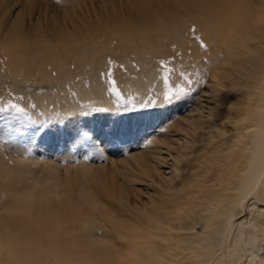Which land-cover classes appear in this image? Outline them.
I'll list each match as a JSON object with an SVG mask.
<instances>
[{"label":"bare ground","instance_id":"1","mask_svg":"<svg viewBox=\"0 0 264 264\" xmlns=\"http://www.w3.org/2000/svg\"><path fill=\"white\" fill-rule=\"evenodd\" d=\"M148 1L135 0L128 11L103 12L94 20L123 28L122 34L117 35L123 48V58L118 61L127 73L119 69L116 76L124 89L161 92L160 61L165 59L177 69L181 62L191 63L188 55L196 56L197 49L193 47L189 53L185 41L193 39H187L181 32L188 19L217 34V28L213 27V17H217L243 53L239 51L241 54L234 63L224 60L229 70L222 67L218 71L217 84L207 98L217 101L225 88L223 83L233 77L230 89L241 88L247 102L240 107L239 99L238 107L229 111L226 118L229 120L224 122L230 123L229 130L215 126L218 114L207 113L206 105H201L182 118V124L175 130L182 135L179 139L159 142L154 139L157 146L152 145L156 149L146 152L148 159L141 153L130 155L137 162L138 179L146 184L144 200L131 202L137 191L128 190L113 179L106 187L111 199H116L136 222L105 209L95 194L81 188L78 180L71 183L70 196L62 208L57 206L60 197H46L43 188L16 198L6 218H0V264H127L129 256L109 241L108 236L115 238V234L130 246V252L126 253L134 264H264V0ZM167 3L173 5L167 12L172 21L161 20L157 15L161 7H169ZM28 9L32 14L35 4L28 3ZM204 12L208 14L205 18ZM40 23L35 22V30ZM173 26L180 29L173 39L181 47V56L164 52L168 49L162 36L156 34H170ZM80 28L79 24L72 31L64 25L56 26L55 46L44 41L40 48L34 49L29 62L16 63L18 52L12 58L8 56L0 79L12 77L26 94L33 92V96L24 98L25 102L33 101L37 107L52 105L66 116L72 117L82 110L72 92L83 102L110 106L102 78L103 41L98 37L88 41L90 34L84 32L79 39L73 37ZM102 32L111 40L117 30L110 26ZM152 39L162 49L154 48ZM73 44L76 47H70ZM0 48L6 50L10 46L0 44ZM128 50L132 52L131 59ZM108 52L114 55L112 49ZM68 57L74 59V69L66 65ZM174 77L178 79L179 75L175 73ZM51 82L56 85L55 90L40 91ZM69 121L67 132L75 134L77 127ZM22 174L6 173L3 181L13 182L12 178L17 180ZM94 212H99L112 228L103 229Z\"/></svg>","mask_w":264,"mask_h":264},{"label":"rangeland","instance_id":"2","mask_svg":"<svg viewBox=\"0 0 264 264\" xmlns=\"http://www.w3.org/2000/svg\"><path fill=\"white\" fill-rule=\"evenodd\" d=\"M78 1L79 3H76ZM134 1L132 0L127 3L125 0H29V2L28 0H0V44L10 46L6 50L0 48L1 71L5 70L7 57L12 58L16 52L20 55L19 60L16 59L18 61L16 63H22L29 62L33 58L31 54L34 52V49L40 48L44 41L49 42L54 47L58 36L54 33L56 26L60 27L64 25L72 31L79 24L81 27L80 31L75 29L76 32L73 33V37H78L79 39L81 38V32H84L90 34L86 38L88 41L97 37L103 41L104 48L101 51V56L104 60L105 72L102 73V78L106 98L110 104L108 107L92 105L90 101L83 102L79 100L77 95L72 92V95L78 100L79 108L81 107L80 109L82 110L72 114V117L71 114L66 116L64 112L60 109L57 111L52 105L44 104L42 107H37L33 101L25 102L24 98L28 95L33 96V92L32 94H26L22 90V86L14 81L12 77H8L6 80L0 79L1 219L6 218L7 210L14 207L12 205L16 198L28 196L27 194H30V192L33 194L38 193L42 188L44 191L42 193L46 197L50 196L52 199H55L56 195L60 197L57 206L62 208L68 199L67 197L70 196L71 183L78 180L81 183V188L86 192L91 191L95 194L97 202L101 206H104L105 209L112 210L120 217H125L132 222H136L137 220H135L134 216L128 211H125L116 199H111V194H109L106 187L107 183L113 179L126 189L137 191L134 192L135 196L131 197V202L144 200L146 184L138 179L137 162L130 155L141 153L146 157V152L154 151V148L157 146L154 145V139L156 141L158 140L157 142L179 139L182 135L176 134L175 130L182 124V118L187 117L201 105H206L207 113L212 111L218 114L216 122L214 121L215 126H222L224 129L229 130L230 123L224 125V122L229 120H226L228 115H230L229 111L238 107V103H240L239 99L241 100L240 107L247 102L245 98L246 93L244 94L243 91L241 92L242 94L240 93L241 88L231 87L230 89L229 85L234 83L232 80L233 77H230L231 79H227L223 83L225 88L218 95L217 101H211L207 98L211 88L217 84L218 71L222 67L226 71L229 70L227 63H234L239 58L238 55L241 54L240 52L243 53V49L237 47L239 45L236 46L234 44L235 42L233 43L227 28L220 23L221 21L217 17H213V24L215 25L213 27L217 28L216 33L218 31V35L211 34L209 29L200 27L197 22L192 21L190 18V20L188 19L187 27L181 31L187 39L190 37L193 39L185 40L188 43V52L190 51L189 53H191L193 47L197 49L194 51L196 54L194 58L188 55L191 63L189 65H185L183 62L179 63L175 72L178 75L180 71L187 73L188 78L192 81L190 85L192 92L187 97L179 102H173L171 105L163 102L162 93L165 91V85L162 80V70L159 75L162 89L158 94L156 92L157 90H150V93H148L149 91H141V95L136 91L133 92V90H125L121 85L120 79L116 76L119 69L127 73L123 65L118 61V59L121 60L123 58V48L118 41L117 35L122 34L123 28H120L118 24H111V22L106 24L94 22V20L96 15L103 12H108L104 14H112V12L118 14L122 10L128 11ZM151 1L149 0L148 2L150 3ZM28 3L35 4V9L32 11V14L28 9ZM168 5L169 7H161V10H159L160 13L157 14L161 20L163 18V20L172 21V16L167 12L173 8V5ZM104 7L106 10H103ZM224 13L227 16L228 11L225 9ZM128 14L130 15L129 12ZM179 14L184 13L180 12ZM204 16L206 17L208 14L204 12ZM105 19L106 17L103 15L102 21ZM38 20L41 23L37 26L39 29L35 30L34 25ZM72 21L76 24L75 26L72 25ZM84 21L87 24H82ZM178 22L179 20L174 24ZM153 23L154 21L151 22L152 25ZM110 26L117 30V32H114L115 36L111 37V40L106 35V32H102ZM193 28H195V31H193ZM98 31L101 32L97 33ZM179 31L180 29L178 27L173 26L171 27L170 34L156 33L162 36V43L168 49V52H164L168 55L176 54L177 56H181V47L173 39ZM224 32L226 36H224ZM227 33L229 36H227ZM197 38L203 40L207 45L206 49L200 47V39ZM152 42H154L151 43L155 46L154 48L158 50L159 48L162 49L158 44L156 45L154 39H152ZM79 43L81 44L82 42L80 41ZM70 47H76V44ZM108 49H112L114 55L109 53ZM232 49H236L238 52L236 50L233 52ZM8 50L11 51L7 53L6 51ZM127 55L131 59L132 52L128 50ZM114 58L115 61H113ZM32 62L35 64L36 60L32 59ZM73 62L74 59L68 57L66 65L74 69ZM238 66L237 64L235 68L238 69ZM175 73L172 74L170 85H183V78L179 76L177 79L174 77ZM113 86L120 91L125 99L128 97L137 98L134 110L130 109L127 112L117 110L115 96L111 92ZM26 87L30 89L36 88L35 85H27ZM55 87L56 85L51 82L41 87L40 91H53ZM152 91L155 95H153ZM242 96L245 102L242 100ZM153 100L156 101L155 104L149 102ZM10 101L24 108V113H18L15 109L9 107ZM139 101H143L145 106L141 107ZM100 109H108V111H100ZM32 120L35 121L33 130H26L25 126L31 124ZM68 120L71 121H69V124L73 123L77 127L75 134L77 130H83L84 126H86L91 133L95 134L93 135L94 137H98L95 140L98 146L95 152H81L77 150L76 143L73 141L75 134L67 132L68 123L66 121ZM46 121L48 123H45ZM41 125H43L42 128H40ZM35 128H40V130L34 131ZM103 140L107 143L104 144ZM152 145L155 147L152 148ZM146 158L148 159V156ZM19 162L23 164L21 165ZM16 172L23 174L17 180L12 178L13 182L4 183L3 176L6 173L15 174ZM84 172L85 174H83ZM95 188H97V191ZM84 204L87 206L85 202ZM97 213L99 212H96L95 216L97 217V221L99 220L103 225V229H111L112 227L108 225L106 219ZM11 221L13 222V219ZM103 229H100L101 235L103 234ZM108 238L109 241L116 243L118 248L120 247L119 250L121 249V251H124L129 256L126 263L134 264L132 262L133 258L129 253H126L130 252L128 243L121 240L118 234L117 237L115 234V238L109 236Z\"/></svg>","mask_w":264,"mask_h":264},{"label":"snow or ice","instance_id":"3","mask_svg":"<svg viewBox=\"0 0 264 264\" xmlns=\"http://www.w3.org/2000/svg\"><path fill=\"white\" fill-rule=\"evenodd\" d=\"M193 31H195V28H193ZM200 47L205 49L207 48V45L202 39H200ZM160 65L162 69V80L165 85V91L162 93L163 102L165 104L171 105L173 102H179L183 100L189 95V93L192 92V88L190 87L192 84L191 79L188 78L187 73L180 71L179 76L183 78L184 84L171 86L170 81L172 79V74L176 72V69L172 67L170 62L167 60H161ZM111 92L115 96V106L117 107V110H123L125 112L129 111L130 109L134 110L137 103V98L128 97L125 99L115 86L112 87ZM149 102L153 104L156 103L155 100ZM139 103L141 107L145 106L143 101H139ZM9 107L15 109V111L18 113H24V108L19 107L17 104L12 103L11 101L9 102ZM100 111H108V109H100ZM45 123L48 122L46 121ZM33 125H35L34 120L31 121V124L25 126V129L33 130ZM42 127L43 125L40 126V128ZM40 128H35L34 131H39ZM96 139H98V137L91 136L90 130H88L86 126H84L83 130H77L75 136L73 137V141L76 143L77 150L81 152H95L98 148L95 143Z\"/></svg>","mask_w":264,"mask_h":264}]
</instances>
